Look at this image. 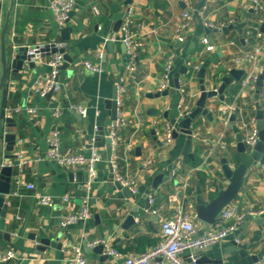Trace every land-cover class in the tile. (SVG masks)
Listing matches in <instances>:
<instances>
[{
  "label": "crops",
  "instance_id": "obj_1",
  "mask_svg": "<svg viewBox=\"0 0 264 264\" xmlns=\"http://www.w3.org/2000/svg\"><path fill=\"white\" fill-rule=\"evenodd\" d=\"M259 1L262 10L253 8L252 0H75L67 24L71 32L66 45V51L75 58L59 72L61 90L45 97L31 92L35 77L47 73L50 56L36 59L34 68L24 63L15 76H8L4 95L0 90V106L3 103L5 111L17 105L36 109L34 113L22 109L13 114L11 125L4 127L5 132L15 134L13 150L5 153L16 157L2 162L13 165L16 175L15 164L20 158L26 159L20 178L23 182L33 183L34 189L17 186L15 180L11 181L9 194L4 195L6 208H0V251L11 248L18 256V264H62L70 255L68 245H80L86 264L121 263L125 256L143 252L161 241V222L173 215L178 202L185 209L193 202L194 208L189 210L197 234L209 229L210 224L195 214L197 173L203 175L200 185L205 198L210 199L217 188L225 187L228 181L221 174V158L233 160L238 157L232 125H236L242 134L243 123L255 119V103L264 110V79L261 87L252 90L242 84L249 73L255 72L252 62H233L242 51L264 45V27L261 26L264 1ZM49 2H0V38L2 28L7 24L4 39L8 62L19 46L29 48L63 42L62 29L55 22ZM128 7L132 8L130 31L142 42L137 69L133 72L126 69L125 49L119 40L120 28L113 30L115 21L125 15ZM183 12L189 13L190 17L180 32L182 41L176 44L175 35L184 21ZM235 20L245 22V25L222 30ZM111 36L113 40H110ZM207 45L214 47L207 50ZM99 52H102V58L98 56ZM169 53L173 54V68L166 79V89L174 90L175 74H178L179 88L156 97L153 94L159 91L163 81V64ZM83 60L101 64L102 72L87 70ZM263 63L264 55L262 66ZM182 67L185 70L180 72ZM201 67L204 68L206 89L216 88L221 83L220 76L230 77L232 69L242 70V74L238 80L232 78L226 85L223 101L218 96L206 99L205 106L211 110V118L200 114L192 121L194 141L189 156L183 153L185 134L179 132L167 147H162L156 131L163 121L176 127L182 118L178 101L185 109L195 105L201 85L196 72ZM1 72L0 62V75ZM119 76L124 77L127 86L121 104L126 123L119 130L113 171L106 160L104 124L110 120L106 100L115 92ZM70 104L84 106L86 116L81 117L69 107ZM54 109L59 110V116L52 115ZM153 109L155 113L151 111ZM53 129L59 131L63 153L89 156L93 145L101 154V160H105L103 165L96 164L89 193L90 216L67 226H61L60 219L79 209L86 173L80 170L82 179L77 181L75 176L69 178L68 174L78 170L36 159L46 149L45 136ZM148 157L152 158V164L143 168L141 163ZM114 172L135 179L138 191L134 196L126 197L117 188ZM158 176L162 177L156 187L152 186ZM35 192L51 194L56 201L51 206H39L35 202ZM64 194L71 196L69 203L61 202L60 196ZM149 196L153 198L152 204L148 201ZM231 204L244 213L264 207V154L257 165L246 170ZM129 215L133 221L125 225ZM257 218L261 217L244 219L233 233L239 242L260 249L264 246V222H258ZM43 237L51 238L50 245L44 251L37 250L36 245ZM97 238L106 240L120 255L102 257L89 251L88 243ZM229 243L230 240L224 238L201 253L220 258L222 264H249L235 252H224ZM193 251H184L183 261L188 263ZM263 258L264 255H260L259 261L252 264H262Z\"/></svg>",
  "mask_w": 264,
  "mask_h": 264
},
{
  "label": "built area",
  "instance_id": "obj_2",
  "mask_svg": "<svg viewBox=\"0 0 264 264\" xmlns=\"http://www.w3.org/2000/svg\"><path fill=\"white\" fill-rule=\"evenodd\" d=\"M2 0H0L1 2ZM253 8L263 9L259 0H252ZM75 5V0H50L49 8L52 11L55 22L58 28L62 29L65 27L70 19V12L73 11ZM132 8L128 7L125 17L120 25V36L119 40L125 46V58H126V69L129 72H133L137 69L138 54L142 47V42L134 36L130 31ZM184 21L180 24L178 32L176 33V38L182 41V36L180 34L181 30L187 26L189 21V13L183 12L182 14ZM114 37L111 36L110 40ZM201 42L205 43L204 39ZM55 43V42H54ZM39 45H35L33 48H28L27 53L33 54L35 50L38 49ZM213 45H207V50H212ZM100 58H102V52L97 53ZM264 55V45L257 46L249 50L242 51L241 54L233 58V62L236 64H242L245 62H252L255 68V72L249 73L243 80L242 84L247 85L249 88L254 90L256 88V80L258 74L262 71L261 60ZM63 54L55 52L50 55L47 61L48 71L44 74H38L32 85L31 92L37 94L41 97L47 96L49 93L58 92L62 88L61 82L58 80V75L60 72V65L63 63ZM83 66L95 73H101L103 68L101 64L92 63L89 60H83ZM173 68V54L169 53L165 57L163 64L162 77L163 81L159 84L158 90L162 91L168 88L166 79L169 77V73ZM116 92V104L117 110L114 119H110L107 123V137L110 140L111 146V156L108 159L112 170H115V165L113 163L114 151L118 146L119 130L125 125L126 120L123 116L121 110V104L123 97L127 92V86L125 84V79L123 76H119L115 83ZM69 107L76 112L81 117L86 116V108L82 105L70 104ZM177 107L181 109V116H186L190 108H183L181 101L177 102ZM24 109L28 113H34L35 108L27 105H17L10 109L4 110L5 117H11L13 114ZM54 117L59 116V110L54 109L52 111ZM227 120L224 121L226 125ZM177 130L174 124L163 121L160 128L157 129L156 133L158 136V141L162 147H167L173 140V131ZM92 138L91 141H93ZM258 140V130L256 128L255 119H250L243 123L242 129V142L249 148H251ZM46 149L42 154L36 156L37 160H50L59 165L70 167L74 170H83L86 173V178L83 182V193L81 194L80 206L77 211L69 212L61 217V226H67L69 224H74L79 220H85L90 216L89 211V197L90 188L93 183V177L95 174L96 164L101 161V154L98 150L91 145L90 155L85 156L80 153H63L61 150L59 131L57 129L51 130L45 136ZM222 147L223 144H221ZM26 162V159L20 158L18 163L15 164L17 168V173L14 175L13 180L17 186L23 185L27 189H34L33 183L23 182L20 178L21 168ZM152 164V158L148 157L145 159L141 165L143 168H148ZM11 165V164H9ZM13 166V165H11ZM115 173V172H114ZM174 173V171H173ZM114 180L118 181L121 185L129 188L131 193L135 194L138 191V186L134 178H126L115 173ZM16 193V192H15ZM35 202L39 206H51L55 203V196L48 193L35 192L34 193ZM71 196L64 194L60 196V200L63 203H69ZM150 204L153 203L152 196L148 197ZM193 202H189L188 209H185L181 202L175 206V211L173 215L169 218L164 219L161 222V232L162 239L156 245L151 246L147 250L125 256L121 263L117 264H193V261L186 263L183 261L181 255L184 251L190 249L204 250L209 246L221 242L229 233H233L239 226V224L245 219V213L238 211L236 206L229 204L222 208L217 216L215 217L210 228L207 229L202 234H197L195 225L192 220L191 212L189 209H193ZM248 214L256 217H264V207L257 208L254 210H248ZM238 241V240H237ZM101 244L103 246L102 253L106 256L116 257L120 255V252L112 247L104 239H93L88 243L90 248ZM67 252L70 255L66 257L62 264H86L87 260L83 249L80 245H68ZM18 256L15 251L11 248L4 251H0V263L11 262V264H18ZM264 263V258L261 261Z\"/></svg>",
  "mask_w": 264,
  "mask_h": 264
},
{
  "label": "water",
  "instance_id": "obj_3",
  "mask_svg": "<svg viewBox=\"0 0 264 264\" xmlns=\"http://www.w3.org/2000/svg\"><path fill=\"white\" fill-rule=\"evenodd\" d=\"M264 1V0H263ZM72 15V12H70V16ZM125 15L116 20L113 30L117 31L118 28L121 25L122 20L124 19ZM6 25L2 28L1 32V38H0V62L2 67V72L0 75V90L2 91V95H4L6 88H7V78L8 76H15L19 70L22 69L24 63L27 64L28 67L34 68L35 66V60L38 58H45L46 56H50L51 54L58 52L63 54V63L60 65V70L66 69L68 64L72 62V60L75 58L74 56H70L69 53L66 51V45L67 40L69 39V35L71 32V28L66 25L61 30V38L63 42L54 43V42H48L43 43L38 46V49L34 51L33 54H28V47L27 46H19L14 49L13 55L10 57V61L8 62L6 57V50H5V30ZM245 25V22H238L237 20L231 22L227 26H223L222 30H225L227 28L235 27V28H241ZM264 27V23L261 25ZM214 30H218L215 28ZM241 31V30H240ZM241 41H244V38L241 39ZM175 43H180V40L175 39ZM111 45V42L108 44ZM124 45V44H123ZM122 45V46H123ZM34 46H31L30 48H33ZM125 49V46H124ZM185 70V67H182L180 69V72ZM242 74V70L232 69L230 70V77L221 75V83L216 87L212 89H206L205 83L203 82L204 79V68L201 67L197 70L196 76L200 78V94L195 102V105L191 108L189 113L182 117L180 120H178L176 124V128L173 131V138H176L178 136V133L181 132L186 135L185 143L183 147V153L188 154L191 156L190 149L191 145L194 141V137L192 136V121L198 116V115H204L207 118H211V110H209L208 107H206L205 102L207 98H212L215 96H218L219 100H224V89L227 84L230 83L232 78H235L238 80ZM178 74H175L174 77V85L175 89L179 88L178 84ZM264 79V63L262 66V71L258 74L257 80H256V86L259 88L262 86ZM173 89H164L162 91H157L153 96L159 97V96H165L169 94L170 92L174 91ZM51 95L49 93L47 96ZM152 95V94H150ZM116 92L113 93L112 97L110 99L106 100V106L109 109L110 119L115 118L116 110H117V104H116ZM256 113H255V123L256 128L258 130V140L257 142L251 147H247L242 142V134L240 132V129L236 125H232V128L236 132V151L238 153V157L236 159H228L227 157L221 158V174L226 180L228 181L225 187H219L216 190V194L212 196L210 199L205 198V196L202 193L200 180L199 178L195 179V214L196 216L209 224H212L215 217L219 213V211L229 205L237 196L238 191L241 187L243 176L248 168H250L252 165H257L264 154V110L259 107V104L256 102ZM155 113L156 110H151ZM232 121H234V116L231 118ZM12 122L11 117H5L4 116V107L3 103L0 106V208H6V203L4 195L9 194L10 188H11V181L13 180L14 174H13V167L8 164H4L2 162L3 159H11L15 158L16 155L9 154L5 152H9L13 150V146L15 144V134L5 132L4 127L10 126ZM107 121L105 122V141H106V160L111 156V146H110V140L107 137V127H106ZM151 133L154 134V130H151ZM139 149V147H137ZM138 151V150H136ZM105 163V160H101L97 163V165H103ZM110 164V163H109ZM96 165V166H97ZM83 172L78 170L76 172H69L68 176L69 178H72L75 176V179L77 181H81ZM158 176L153 182L152 186L157 185L159 182ZM118 189L122 191V193L126 196H134L133 193L129 190L128 187L121 185L118 181L114 182ZM253 219V216L245 213V219ZM133 221L132 216H128L125 220V225L128 223H131ZM258 222H264V217L257 218ZM226 239L230 240L229 246H227L224 250L225 253L227 252H235L238 256L244 257L249 264L258 262L260 259V255H264V246L260 249H256L255 245H249L245 242H239L237 239H235L234 233H229L225 237ZM51 242V238L43 237L40 239L39 244L36 245L37 250L44 251L46 250ZM60 244H58L59 247ZM89 251L96 252L102 257H106L105 254L102 253L103 246L101 244L95 246L94 248L89 249ZM188 262L193 261V264H222V260L220 258H212L209 255L202 254L200 250L194 249L193 253L190 254V258L187 260Z\"/></svg>",
  "mask_w": 264,
  "mask_h": 264
},
{
  "label": "trees",
  "instance_id": "obj_4",
  "mask_svg": "<svg viewBox=\"0 0 264 264\" xmlns=\"http://www.w3.org/2000/svg\"><path fill=\"white\" fill-rule=\"evenodd\" d=\"M196 177H198V178L200 179L201 182L203 181V175H202V174L197 173V176H196Z\"/></svg>",
  "mask_w": 264,
  "mask_h": 264
}]
</instances>
